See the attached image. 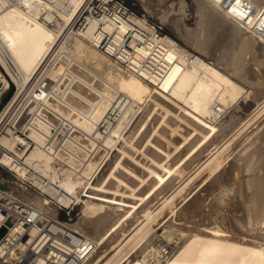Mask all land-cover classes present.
<instances>
[{
	"label": "bare ground",
	"instance_id": "bare-ground-1",
	"mask_svg": "<svg viewBox=\"0 0 264 264\" xmlns=\"http://www.w3.org/2000/svg\"><path fill=\"white\" fill-rule=\"evenodd\" d=\"M64 1L0 12V59L26 89L11 121L35 141V194L16 192L79 204L63 220L86 236L78 264H264V0H135L157 20L79 28L82 0ZM106 37L112 55L89 41Z\"/></svg>",
	"mask_w": 264,
	"mask_h": 264
},
{
	"label": "built area",
	"instance_id": "built-area-1",
	"mask_svg": "<svg viewBox=\"0 0 264 264\" xmlns=\"http://www.w3.org/2000/svg\"><path fill=\"white\" fill-rule=\"evenodd\" d=\"M51 2L55 8L68 10L64 0ZM13 5L21 7L35 18V0H0V12ZM129 11L143 16V13H139L125 0H82L70 20L76 16L73 24L75 28H79L86 23L87 16H95L101 22L107 18L118 22L117 16L126 17ZM151 23L159 32L162 31L157 22ZM101 26L97 25L92 30V36ZM142 33L148 35L145 31ZM107 39L106 37L99 43L90 38L89 41L112 55L106 49ZM129 40L127 38L126 47L133 50ZM144 42L146 38L138 40V45ZM155 65L146 56L138 64L153 73L156 71ZM32 85L35 90V80ZM42 86H47L44 79ZM25 90V86H22L16 102L3 114V108L0 109V264H39L40 259L42 264H78L88 250L85 247L86 236L63 221L75 216L72 208L74 204L65 205L59 198L62 193L60 191L56 193L57 196L45 193L49 203L57 208L56 214H52L36 206L33 199L20 196L15 190L17 188L35 194V165L25 161L27 154L35 146V141L24 130L26 121H23L26 116L11 123L14 106L21 103ZM28 114L26 112L27 116ZM100 128L103 130V123ZM2 137H6L8 143H3Z\"/></svg>",
	"mask_w": 264,
	"mask_h": 264
},
{
	"label": "rangeland",
	"instance_id": "rangeland-1",
	"mask_svg": "<svg viewBox=\"0 0 264 264\" xmlns=\"http://www.w3.org/2000/svg\"><path fill=\"white\" fill-rule=\"evenodd\" d=\"M126 2H128L130 5H132L139 13H147L148 14V12L147 11H145L144 10V8H143V6L140 4V3H138L137 1H135V0H125ZM151 18H154V19H156V17L153 15V14H151V13H149L148 14ZM157 20V19H156ZM156 20H153L154 22H157ZM192 21V20H191ZM190 21V22H191ZM158 23V22H157ZM159 24V23H158ZM164 29H162V30H166V31H168L169 33H170V31L164 26L163 27ZM171 34V33H170ZM2 60L0 59V71H1V74H2V76L8 81V86H7V88H5L4 90H2L3 89V85H4V83L3 82H0V90H2V92H1V94H0V109H2V108H4V106L8 103V101L10 100V99H12L13 98V100H12V103L10 104V106L9 107H12V105L14 104V102H16V100H17V98L19 97L18 95H19V93H17L19 90H20V88L19 89H17L16 88V83H15V81H16V79L18 78V73H17V71H16V68H15V66H14V64L13 63H5L4 61H2ZM7 64V65H6ZM13 64V65H12ZM7 68V69H6ZM6 69V70H5ZM9 71V72H8ZM12 71V72H11ZM13 71H14V73H13ZM14 80V81H13ZM22 87V86H21ZM16 89V90H15ZM9 92V96L5 99V97H6V94ZM14 94V95H13ZM16 94V95H15ZM15 96V97H13V96ZM17 96V97H16ZM15 98V99H14ZM239 102L241 103V108H239V110H240V112H244V113H246L248 110H250L252 107H253V103H252V101H251V99L250 98H245V99H239ZM251 103V104H250ZM232 107H230L227 111H226V113L225 114H223L222 115V118H225L227 115H228V112L230 111V109H231ZM14 111L16 110V107L14 106V109H13ZM12 110V111H13ZM243 113V114H244ZM11 123H13L12 121H11ZM79 209V204H76V205H74V208H73V210H74V214L76 215V211ZM73 218L75 219L76 218V216H73ZM159 233L162 231V228H158V230H157ZM174 240H176V238L174 239ZM173 240V241H174Z\"/></svg>",
	"mask_w": 264,
	"mask_h": 264
},
{
	"label": "water",
	"instance_id": "water-1",
	"mask_svg": "<svg viewBox=\"0 0 264 264\" xmlns=\"http://www.w3.org/2000/svg\"><path fill=\"white\" fill-rule=\"evenodd\" d=\"M8 96H9V92L6 94L5 99H6ZM2 186H5V185H2ZM0 232H2V230H1Z\"/></svg>",
	"mask_w": 264,
	"mask_h": 264
},
{
	"label": "snow or ice",
	"instance_id": "snow-or-ice-1",
	"mask_svg": "<svg viewBox=\"0 0 264 264\" xmlns=\"http://www.w3.org/2000/svg\"><path fill=\"white\" fill-rule=\"evenodd\" d=\"M236 3H240V0H236ZM235 9H233V11H234Z\"/></svg>",
	"mask_w": 264,
	"mask_h": 264
}]
</instances>
